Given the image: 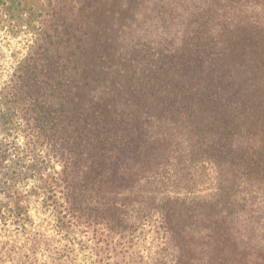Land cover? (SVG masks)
Segmentation results:
<instances>
[{"label": "trees", "instance_id": "16d2710c", "mask_svg": "<svg viewBox=\"0 0 264 264\" xmlns=\"http://www.w3.org/2000/svg\"><path fill=\"white\" fill-rule=\"evenodd\" d=\"M143 1L0 0L17 47L1 54L0 222L30 234L40 201L58 239L36 264L264 261V94L231 58L242 42L264 57V0H196L185 23L152 0L139 57ZM178 139L212 168L210 198L167 187Z\"/></svg>", "mask_w": 264, "mask_h": 264}, {"label": "rangeland", "instance_id": "374dc122", "mask_svg": "<svg viewBox=\"0 0 264 264\" xmlns=\"http://www.w3.org/2000/svg\"><path fill=\"white\" fill-rule=\"evenodd\" d=\"M147 1V2H146ZM143 1L142 6L139 5L133 10L136 13L134 27L130 30V36L133 43H137L136 49L128 48V53L133 56H142V52L149 53L147 43L153 41L157 36L156 30H154V23L156 21V11L151 13V8H146L148 2L152 0ZM196 0H163L162 5L165 9H173V14L179 13L177 20L181 19V22H187L189 13L192 11L193 4ZM145 2V3H144ZM183 17V18H182ZM176 30V26L170 25L168 31L173 34ZM146 44V45H145ZM4 40H0V68L6 66L10 61L9 57H5L7 60H2L1 54L10 55L11 52L16 49V43L13 40L9 41L8 46H4ZM249 42L240 43L239 49L232 58L234 60L235 69L237 75L248 86L254 78V87L256 93L259 95L264 94V57L259 56L258 53L261 49L250 48ZM138 57V58H139ZM128 60V59H127ZM145 61V59H143ZM231 60V59H229ZM129 61V60H128ZM149 61H152L149 58ZM259 70V72H258ZM7 71V70H6ZM4 70L0 69V81L5 80ZM3 73V74H2ZM261 85V86H259ZM246 87V86H245ZM256 87V88H255ZM179 142V154L172 158L173 167L175 169L176 180L173 181V185H167L171 191L179 192L182 196L195 198V199H208L214 193V177L212 168L206 162L192 163L188 158L183 156L184 143L182 139H178ZM29 211L31 218L34 221V225L31 228L30 234H22L14 230L10 226H3L0 222V264H36L34 259L42 260L45 257L46 249L54 245V241L58 239L55 234L53 222L50 216L44 212L41 208L40 201L32 200L29 205ZM34 232L40 236H44L45 239L40 241V246H34ZM252 262V263H251ZM247 264H264L263 259L256 263L255 256H247Z\"/></svg>", "mask_w": 264, "mask_h": 264}]
</instances>
